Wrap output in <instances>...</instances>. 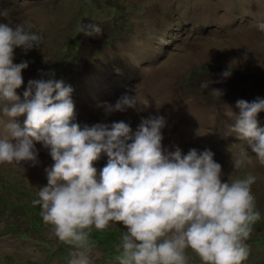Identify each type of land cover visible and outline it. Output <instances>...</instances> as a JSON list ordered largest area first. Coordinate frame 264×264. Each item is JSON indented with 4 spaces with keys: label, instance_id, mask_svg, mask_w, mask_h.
I'll list each match as a JSON object with an SVG mask.
<instances>
[{
    "label": "rangeland",
    "instance_id": "1",
    "mask_svg": "<svg viewBox=\"0 0 264 264\" xmlns=\"http://www.w3.org/2000/svg\"><path fill=\"white\" fill-rule=\"evenodd\" d=\"M0 10L6 11L0 23L26 22L43 37L39 48L14 49L13 63L28 62L18 95L28 80L51 75L71 86L79 125L124 121L135 130L141 117L159 115L166 121L162 147L177 146L182 154L209 149L221 165L222 182L254 175L251 191L260 219L245 241L249 255L243 264H264V165L253 158L233 169L245 145L228 127L238 99L264 98V31L256 28L264 22V0H0ZM87 23L102 34L85 36ZM134 89L141 102L149 101L146 109L141 103L140 111L105 114V103ZM16 119L23 126L24 117ZM257 119L264 126V112ZM34 146L35 165L0 164V264L69 259L71 246L57 240L31 203L36 189L46 185L44 169L53 163L46 147ZM106 160L101 154L94 162L98 172ZM123 230L118 222L105 231L92 229L91 264H118L115 247ZM187 255L188 264H201L190 250Z\"/></svg>",
    "mask_w": 264,
    "mask_h": 264
},
{
    "label": "clouds",
    "instance_id": "2",
    "mask_svg": "<svg viewBox=\"0 0 264 264\" xmlns=\"http://www.w3.org/2000/svg\"><path fill=\"white\" fill-rule=\"evenodd\" d=\"M3 16L6 11L0 10ZM256 28L264 31V22ZM82 32L99 37L102 29L87 23ZM42 39L26 22L0 23V164L35 165L34 142L48 149L53 163L44 169L46 185L36 189L31 203L39 206L57 240L71 246L67 264H91L92 229L117 222L124 229L115 247L118 264H188L187 250L201 264H243L249 255L245 241L260 219L251 191L256 177L246 173L222 182L221 165L209 149L182 154L177 146L162 147L166 121L159 115L141 117L135 130L124 121L79 125L71 86L51 75L28 80L18 95L28 62L13 63L14 49L26 53L39 48ZM200 86L207 88L208 81ZM210 92L221 95L217 89ZM141 103L146 109L149 101L141 102L134 89L103 109L105 114L140 111ZM235 108L229 131L245 147L233 169L253 158L264 165V126L257 119L264 98L238 99ZM101 154L107 160L98 172L93 165Z\"/></svg>",
    "mask_w": 264,
    "mask_h": 264
},
{
    "label": "trees",
    "instance_id": "3",
    "mask_svg": "<svg viewBox=\"0 0 264 264\" xmlns=\"http://www.w3.org/2000/svg\"><path fill=\"white\" fill-rule=\"evenodd\" d=\"M254 224H258L257 222L256 223H254ZM95 231V230H94ZM102 231H105V230H102ZM107 231V230H106ZM95 233H97L98 235H100V234H104V232H95ZM95 242H97V241H95Z\"/></svg>",
    "mask_w": 264,
    "mask_h": 264
}]
</instances>
